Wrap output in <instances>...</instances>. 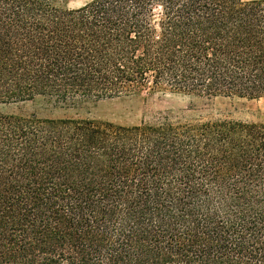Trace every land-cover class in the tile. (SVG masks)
I'll use <instances>...</instances> for the list:
<instances>
[{"label":"trees","instance_id":"trees-1","mask_svg":"<svg viewBox=\"0 0 264 264\" xmlns=\"http://www.w3.org/2000/svg\"><path fill=\"white\" fill-rule=\"evenodd\" d=\"M142 87L264 97V0H0V105ZM0 264H264V121L0 111Z\"/></svg>","mask_w":264,"mask_h":264},{"label":"rangeland","instance_id":"rangeland-1","mask_svg":"<svg viewBox=\"0 0 264 264\" xmlns=\"http://www.w3.org/2000/svg\"><path fill=\"white\" fill-rule=\"evenodd\" d=\"M48 1L52 5L71 9L91 0ZM0 111L17 115L34 114L40 118H84L126 126L158 123L166 119L185 122L222 118L252 123L264 121V97L196 95L178 93L167 87H142L127 95L92 98L74 104L37 96L31 100L1 104Z\"/></svg>","mask_w":264,"mask_h":264}]
</instances>
